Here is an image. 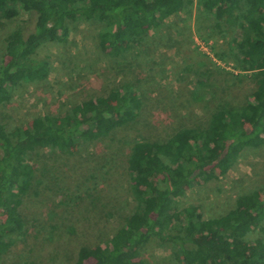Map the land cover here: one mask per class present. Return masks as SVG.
<instances>
[{"label": "trees", "instance_id": "16d2710c", "mask_svg": "<svg viewBox=\"0 0 264 264\" xmlns=\"http://www.w3.org/2000/svg\"><path fill=\"white\" fill-rule=\"evenodd\" d=\"M194 0H0V21L33 11L35 25L5 37L0 58V106L16 88L47 79L48 43H65L69 31L84 22L99 25L102 50L125 60L141 53L146 34ZM213 16L219 33L238 30L228 42L235 68L253 72L254 100L219 103L208 123L183 127L165 140L130 142L126 171L134 209L105 245L81 246L68 264H149L143 252L154 241L172 250L177 264H264V197L257 189L241 193L221 216L206 217L201 205L181 198L195 185L219 179L246 148L264 144V0H195ZM142 107L139 89L120 80L108 95L98 94L63 113L37 115L27 126L0 119V256L28 232L21 207L43 182L31 157L38 150L72 155L75 146L108 137L134 121Z\"/></svg>", "mask_w": 264, "mask_h": 264}, {"label": "rangeland", "instance_id": "374dc122", "mask_svg": "<svg viewBox=\"0 0 264 264\" xmlns=\"http://www.w3.org/2000/svg\"><path fill=\"white\" fill-rule=\"evenodd\" d=\"M35 19V12L21 10L15 19L0 21V58L6 35L15 28L29 33ZM213 23L194 0L151 29L141 53L133 51L125 60L106 55L97 37L100 26L91 22L74 26L67 42L41 48L39 57L50 59L51 72L18 86L0 106V119L9 126H27L37 115L63 113L84 99L108 95L120 80L136 85L142 107L133 122L75 146L72 155L46 149L33 154L43 182L21 207L28 232L0 256V264H68L81 246H104L134 209L126 171L132 140L162 141L183 127L205 125L219 103L254 100V73L236 69L228 52L238 30L219 33ZM249 189L264 197V144L246 148L223 176L193 186L181 201L201 205L206 217L221 216ZM257 235L264 238L263 231ZM143 256L149 264H177L172 250L154 241Z\"/></svg>", "mask_w": 264, "mask_h": 264}]
</instances>
